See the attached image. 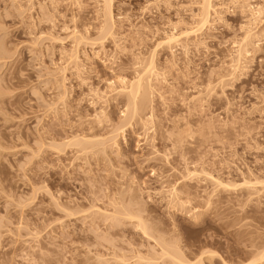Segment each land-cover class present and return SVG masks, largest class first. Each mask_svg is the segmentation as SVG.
Instances as JSON below:
<instances>
[{"label":"rangeland","instance_id":"obj_1","mask_svg":"<svg viewBox=\"0 0 264 264\" xmlns=\"http://www.w3.org/2000/svg\"><path fill=\"white\" fill-rule=\"evenodd\" d=\"M163 240L264 264V0H0V264Z\"/></svg>","mask_w":264,"mask_h":264},{"label":"bare ground","instance_id":"obj_2","mask_svg":"<svg viewBox=\"0 0 264 264\" xmlns=\"http://www.w3.org/2000/svg\"><path fill=\"white\" fill-rule=\"evenodd\" d=\"M207 1L209 2L210 0H205L206 3H208ZM206 7H207V6H206ZM188 34H189V33H188ZM188 34H187V36H188ZM189 35H190V34H189ZM176 39H177V41H178V37H176V36H172V35H171V36H168V38H167V40H168V41H167V44H168V43L171 44V43H173L174 41L177 42ZM141 83H142V81H141L140 79L137 81L136 84H135V83H134V84L132 83V85H130V84L128 83V85L131 86V87H129V86H127L126 88L124 87L123 90L126 91L128 88H131V89H132V86H134L132 90H133V91H136V90H134V89L137 88V90L140 92V91H142L141 89H142L143 86H144V85H142ZM135 85H136L137 87H136ZM123 86H124V85H123ZM125 86H126V84H125ZM121 90H122V89H121ZM123 90H122V91H123ZM132 90L129 91V93H130L129 96H133V97H131V98L135 99V98H134V97H135V94H138V95H139V93H138L137 91H136V93H135V92L133 93ZM122 91H121V92H122ZM127 92H128V90H127ZM127 92H126V93H127ZM124 93H125V92H124ZM140 93H141V92H140ZM133 99H132V100H133ZM141 103H142V102H141ZM82 144H84V143H82ZM82 144L80 143L81 146H83ZM210 179H211L212 181H214L216 184H218V185H220V186H223V183H222V182L218 181L217 179L213 178L212 176H210ZM136 217H137V216H136ZM132 218H135V216H134V217H131V219H132ZM141 218H142V217H141ZM143 219H144V218H143ZM134 220H135V219H134ZM140 220H141V219L138 218V227L141 228V229H142L141 231H143L144 233H146L147 236H148V234H149V231H148L149 228L146 227V225L143 224V220H141V221H140ZM133 222H134V221H133ZM136 226H137V225H136ZM155 240H156V239H155ZM165 240H166V239H165ZM157 241H158V239H157ZM158 242H159V241H158ZM158 242H157V243H158ZM162 242H164V240H163ZM165 242H166V241H165ZM165 242L163 243V245H161L162 243L160 242L161 244L159 245V247H160V252H161V254H159V256H158L159 258H158V257L155 258L154 256H155L156 254H155V255L153 254V255H154V256H153L154 258H152V256H151L150 258H146V259H149L148 262H150V261L152 262V261H153L154 264H159V262L157 263V261H158L159 259H163L164 263H162V264H187V262H185V261L183 260V257L181 256L182 254H181L180 252L177 251V250L179 249V247H178V246H177V247H176V246L170 247L169 244H167L168 242H166V243H165ZM158 244H159V243H158ZM165 244H166L167 246H166ZM164 245H165V246H164ZM174 247H176V249H174ZM173 249H174V250H173ZM175 250H176V251H175ZM179 251H180V250H179ZM157 255H158V254H157ZM157 255H156V256H157ZM141 258H142V256L139 258L140 261H141V260H144V259H143L144 257H143L142 259H141ZM117 259H119V258L117 257ZM123 259H124V258H121V257H120L119 260L122 261ZM164 259H165V260H164ZM124 260H126L125 263L128 262V261H127L128 259H124ZM124 260H123V262H124ZM160 261H161V260H160ZM163 261H162V262H163ZM119 262H120V261H118V263H119ZM146 262H147V261H146ZM153 262H152V264H153ZM155 262H156V263H155ZM120 263H122V262H120ZM125 263H124V264H125ZM139 263H140V262L137 261L136 264H139ZM134 264H135V263H134ZM140 264H141V263H140ZM142 264H144V263H142ZM146 264H147V263H146ZM148 264H149V263H148ZM150 264H151V263H150ZM188 264H189V263H188Z\"/></svg>","mask_w":264,"mask_h":264}]
</instances>
